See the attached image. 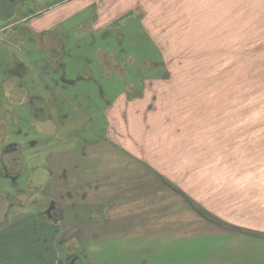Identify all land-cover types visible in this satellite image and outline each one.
<instances>
[{
	"label": "rangeland",
	"instance_id": "374dc122",
	"mask_svg": "<svg viewBox=\"0 0 264 264\" xmlns=\"http://www.w3.org/2000/svg\"><path fill=\"white\" fill-rule=\"evenodd\" d=\"M86 3L54 9L51 0H0V59L13 51L11 43L22 39L28 47L17 52L25 70L5 76L22 73L20 90L32 71L21 59H40L30 57L32 50L51 61L52 71L71 63L61 54L54 62L49 48L34 46L38 36L48 40L49 30L39 33L58 23L52 29L63 28V42L80 41L85 73L119 76L126 84L113 102L105 92L99 105L93 99L83 106L106 112L103 133L101 114L89 113L98 118L99 136L88 131L97 149L82 144L71 151L77 143L70 147L65 135L51 137L49 124L30 122L29 136L20 137L27 152L2 157L10 123H0L7 169L0 167L7 178L0 179V264H226L220 197L225 170L240 166L226 131L244 122L246 131L259 133L248 143L264 141V17L231 25L218 9L210 13L209 0H102L98 14ZM45 75L52 81V72ZM65 117L79 122L64 110L60 121ZM257 155L244 161L256 184L264 170ZM52 198L64 208L60 226L42 215Z\"/></svg>",
	"mask_w": 264,
	"mask_h": 264
},
{
	"label": "crops",
	"instance_id": "0c3cea01",
	"mask_svg": "<svg viewBox=\"0 0 264 264\" xmlns=\"http://www.w3.org/2000/svg\"><path fill=\"white\" fill-rule=\"evenodd\" d=\"M51 1L52 8L54 9L64 5L67 6L74 1H85L87 2L85 5L86 10H88L89 7H91L92 10H95V8L100 6L97 2L102 0H61L60 2H58L59 0ZM138 8L141 7L136 5L135 8H130L127 10L128 13L124 15H132L130 12H134V9ZM209 9L213 16H216L215 10L218 9V15H225L226 18H229V24L244 27L246 26L249 17H253L254 15H256L258 19L264 17V0H209ZM83 10L84 9L74 13L64 21L68 22V19L70 18L82 16L81 13ZM98 11L99 9L97 8L95 13L98 14ZM58 19L60 20L56 22L63 21L62 18ZM137 21L142 22L138 16H136V20L134 21L136 25ZM56 26L62 25L59 23L54 26L51 25L50 27H46L42 33H39V35L44 34L46 30H49L47 40L49 41L48 45H45L47 41L44 43L42 40L40 41L43 36H38L35 40L34 46L42 52L49 48V58L54 62L57 61L55 58L61 54V59L63 61H71V63L66 65V67L64 66V72L62 73H60L57 68L52 71L50 68L51 61L44 60L41 53L37 52L36 50H32L30 57L37 56L40 59L36 60L35 57H32L33 60L31 61L27 59H21L25 63L26 69L29 68L32 70L31 72L27 70L28 73L26 77V83L24 84V87L21 88V90L18 87L20 84L18 82H21L20 77H18L16 74L11 75L9 78H5V76L8 74V72L11 73V71H15L16 68L14 70V67L19 65L20 61L18 62L19 59L17 60V52L19 51V48L26 49L28 47L26 43V45L24 44L22 39L20 43H11V45H8L13 51L7 55L6 59H0V64L3 63L2 65H4L2 69L0 66V72L5 68L3 72L4 76L0 74V76L4 77L2 80L0 77V91L2 92H0V108L5 111H12L13 115L9 116L8 113H4L0 117V123H10V128H8L7 132L9 133L10 130H12L14 134V138L9 139L10 142L17 139L19 141V145L21 144L22 146H24V144L21 142L20 136L24 137L25 133L27 136H29L28 127L34 128V126L30 125L31 122L39 124L45 123V125L49 124L52 127L51 137L58 138L59 135H65L67 138V144L70 147L77 143V147L72 148L71 151H76L78 148H80V146H82V144L86 146L84 149L82 148L83 150L89 149V146H94L95 149H97L99 142L89 141L88 131L91 127L93 132L96 133V136L97 134L99 136V131H94L97 128V124H99L98 118L95 119V117H93V115L90 116L89 113H96L98 116L101 114V129L103 133V130L105 129L104 123L106 119V112H104L102 108L99 110L93 107L90 109V106L83 108V106L89 105V102H92L93 99H96L97 105H99V97L103 98L102 94L105 92L112 96L111 102H113V100L118 96L123 95L122 93L126 90V84H124V87L119 76L116 80L115 77H107L102 73L93 72L88 74V71L85 73V68L83 67L85 56H83V52L78 47L80 41L75 42L72 39L68 42H63V28L58 27L52 29V27ZM52 33L54 35H52ZM52 36L53 38L55 36H59V41L54 39L52 40ZM84 41L86 44H88V46L93 47L90 42L86 40ZM144 45H146V43H144ZM57 48L59 53L54 54L55 52H52V49ZM41 64H44V66L47 64L49 66V72H52V81L50 80L49 76L45 75L46 67L43 69ZM79 67L84 71L83 73ZM112 75H114V73H112ZM145 76H137V81L141 82L140 79H145ZM58 77H62L61 81H57ZM149 79H154V77L151 75ZM8 80L12 81L9 82ZM46 80L50 82L47 83ZM35 82L37 84H35ZM72 83H75V85L72 86ZM21 84L23 86V83ZM39 89L43 91L42 94H40ZM70 90H73V92L71 93ZM43 95H46V97L42 98L41 96ZM15 97L20 98V100L16 101ZM5 99L7 104H4ZM47 101L50 102L48 107L43 106ZM64 110L69 112L71 118L76 116V119L79 122H71L67 120L68 117H65L64 120L60 121L59 115ZM19 115L21 119H15V116L19 117ZM46 116L47 119L39 120ZM81 118H83L82 121H80ZM67 122L69 123L67 124ZM80 122L81 126H78V123ZM239 124L240 126L235 128L233 126L227 127L229 130L226 131V143L228 144V147L230 146L228 151L230 149L232 153V147L237 146L234 150L235 159L236 161H240V166L235 169L230 170L228 168L225 170L226 178L223 186V199L222 194L220 197V200H223L224 205L223 216L221 217L223 218L226 225V230H228L224 235L226 242L225 263L264 264V170H262V172H260L258 175L259 181L256 184L249 179V177L254 174H252V172L249 170L244 169V161L246 160L245 155L250 154L253 151L258 154L254 161L260 159V162L262 161V166L264 167V141L258 144L254 143V139L252 138L251 143H248L250 136L258 137L259 133H249L245 130V128L248 127H244L247 125L246 123L240 122ZM37 128L39 129V126ZM74 130L77 131L73 137L72 132ZM56 132L57 135L55 136ZM261 134L264 136V133ZM23 151L27 152L25 148ZM64 171L68 172V170ZM83 185L84 183L80 184V186Z\"/></svg>",
	"mask_w": 264,
	"mask_h": 264
},
{
	"label": "flooded vegetation",
	"instance_id": "af4514ba",
	"mask_svg": "<svg viewBox=\"0 0 264 264\" xmlns=\"http://www.w3.org/2000/svg\"><path fill=\"white\" fill-rule=\"evenodd\" d=\"M16 67H20L23 71L25 70L22 66H20V65H16L15 67H14V70H15V68ZM4 70H5V68H4ZM4 70H2L1 72H0V74H2V76H3V72H4ZM17 70H18V68H17ZM49 66L47 65V68H45V72L46 73H49ZM13 74V73H12ZM18 77H20L21 78V76H22V73H18V74H16ZM1 84V83H0ZM0 88H1V86H0ZM1 90V89H0ZM1 92V91H0ZM2 93V92H1ZM1 104V103H0ZM24 108V107H23ZM4 113H8V115L9 116H12L13 114H12V111H8V110H2L1 108H0V117H1V115H3ZM17 119H21L20 118V115H19V117L17 118ZM20 134H22V133H20ZM25 136H27V134H25ZM14 138V134L12 135V134H10V132L9 133H7V135H6V137H4V139L5 140H9L10 138ZM16 137V136H15ZM21 137V136H20ZM1 142V141H0ZM6 146H3V150H2V157L3 156H5V155H8V154H20L22 151H23V149H22V145L20 144L19 145V141L16 139V140H13L12 142H8L7 144H5ZM2 157H1V160H0V167H2V169H4V170H7L5 167H4V165L2 164L3 163V160H2ZM7 167V166H6ZM54 175V171L52 172V176ZM0 179H3V180H5V179H7V178H3V177H1L0 176ZM2 180V181H3ZM82 199H86L84 196L82 197ZM81 199V200H82ZM81 203H83L82 201H81ZM92 212V211H91ZM42 215H44V217L49 221V223H51V224H53V225H55V226H60L61 224H62V222L65 220V212H64V208L60 205V203H58L54 198H52L51 200H50V203H49V205L45 208V210L43 211V214Z\"/></svg>",
	"mask_w": 264,
	"mask_h": 264
}]
</instances>
